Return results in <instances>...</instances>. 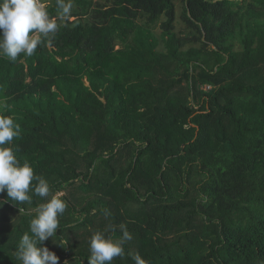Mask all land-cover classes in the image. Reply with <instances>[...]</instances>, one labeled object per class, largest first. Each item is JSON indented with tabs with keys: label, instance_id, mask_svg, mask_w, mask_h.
<instances>
[{
	"label": "trees",
	"instance_id": "16d2710c",
	"mask_svg": "<svg viewBox=\"0 0 264 264\" xmlns=\"http://www.w3.org/2000/svg\"><path fill=\"white\" fill-rule=\"evenodd\" d=\"M46 3L59 29L0 57V114L68 204L67 244L44 242L59 264L124 229L111 264H264V0H181L179 16L176 0H73L62 18ZM44 202L0 207V264H20Z\"/></svg>",
	"mask_w": 264,
	"mask_h": 264
},
{
	"label": "clouds",
	"instance_id": "9594fccd",
	"mask_svg": "<svg viewBox=\"0 0 264 264\" xmlns=\"http://www.w3.org/2000/svg\"><path fill=\"white\" fill-rule=\"evenodd\" d=\"M56 7L58 18L68 17L73 9V0H56ZM58 29V19L50 15L46 0H0V57L13 62L21 53L30 57L44 39L54 35ZM20 131V125L11 116L0 114V194H7L6 200H0V207L8 201L31 204L33 195L45 199L46 202L37 207L29 231L20 238L15 256L20 264H59V257L44 242L49 238L53 241L57 236L60 217L68 204L62 193L51 194L49 182L35 175L28 160L21 163L15 155L13 140L19 137ZM33 181L37 183L33 184ZM131 238L126 229L118 239L104 231H95L90 237L88 264H111L114 258L125 254L124 244ZM67 242L53 241L61 247ZM132 258L135 264H148L139 253Z\"/></svg>",
	"mask_w": 264,
	"mask_h": 264
},
{
	"label": "rangeland",
	"instance_id": "374dc122",
	"mask_svg": "<svg viewBox=\"0 0 264 264\" xmlns=\"http://www.w3.org/2000/svg\"><path fill=\"white\" fill-rule=\"evenodd\" d=\"M176 10H177V14L179 16L181 13V0H176ZM180 27H181V25L179 23H177V29H179ZM156 32L158 33L159 29H157ZM205 89H207V88H205Z\"/></svg>",
	"mask_w": 264,
	"mask_h": 264
}]
</instances>
